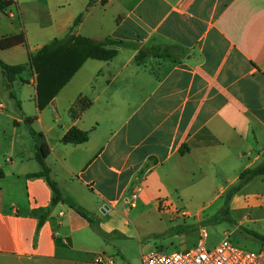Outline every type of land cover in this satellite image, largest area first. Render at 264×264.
<instances>
[{
    "label": "crops",
    "instance_id": "1",
    "mask_svg": "<svg viewBox=\"0 0 264 264\" xmlns=\"http://www.w3.org/2000/svg\"><path fill=\"white\" fill-rule=\"evenodd\" d=\"M5 1L0 39L23 31L27 41L0 48L9 66L71 29L188 54L139 65L123 47L109 61L89 58L42 110L37 74L28 68L9 81L0 66V264H97L101 253L132 264L126 241L159 248L161 234L190 216L163 213L158 199L180 206L170 196L182 185H221V198L264 162V0H94L88 11L90 0ZM82 100L91 103L85 110ZM73 127L89 140L63 143ZM32 130L50 148L49 177L36 176L43 167ZM248 185L264 191V175ZM239 207L263 208L264 193ZM241 226L230 234L252 237Z\"/></svg>",
    "mask_w": 264,
    "mask_h": 264
},
{
    "label": "trees",
    "instance_id": "2",
    "mask_svg": "<svg viewBox=\"0 0 264 264\" xmlns=\"http://www.w3.org/2000/svg\"><path fill=\"white\" fill-rule=\"evenodd\" d=\"M93 1H89L86 11L93 5ZM9 4L10 1L4 0L0 4V10ZM83 16L84 13L78 16L73 28L81 22ZM26 42V35L22 31L19 34L1 38L0 48L3 50L9 49L20 44H26ZM123 47L136 51L135 60L139 65L144 64L149 57L181 62L188 54V50L178 44L151 43L142 45L139 42L125 41L112 37H106L103 40H93L85 36L75 35L71 29L65 37L56 38L36 53L30 54L27 64L9 66L0 60V66L9 81L14 80L17 75L23 73L28 68L37 74V104L38 108L42 110L71 80L87 59L109 61L115 58L119 53V49ZM90 104L89 101L85 103V100H82L81 110H85ZM72 113L76 115V111L73 110ZM32 134L39 142L37 146V159L43 167V170L37 173L36 176L49 177V169L45 164V159L50 152V148L47 143L42 141V134L36 133L34 130H32ZM89 136V131H82L73 127L64 135L62 142L65 144H81L87 142ZM263 175L264 162L254 168H248L241 172L238 182L226 191L225 208L233 196L242 191L253 179ZM50 185L53 187L55 192L54 199L57 201L58 190L55 187V183L50 181ZM225 210L227 212V208ZM244 231L261 241L264 245V235L247 228H244Z\"/></svg>",
    "mask_w": 264,
    "mask_h": 264
},
{
    "label": "rangeland",
    "instance_id": "3",
    "mask_svg": "<svg viewBox=\"0 0 264 264\" xmlns=\"http://www.w3.org/2000/svg\"><path fill=\"white\" fill-rule=\"evenodd\" d=\"M220 187L221 185H202V187L182 185L179 189L172 190L170 198L177 202L183 211H188L190 216L178 220L173 229L161 234V247L151 251L173 253L193 248L200 241L202 228H205L207 232L205 246L209 250L216 247L225 235H230V239L235 244L247 250H264V245L260 247L259 243L253 239L254 237L230 234L237 230L239 223L243 225L238 228L241 233L245 232L244 228L264 231V207L259 210L239 207V204L248 200L251 201L252 194L264 193L263 185H248L247 188L237 193L226 207L227 212L225 210V194L232 185L221 194V198H216L220 192ZM235 197L240 198L241 201H235ZM202 207L207 208L203 215H199L198 211ZM165 230V224L161 222V232ZM140 240H144L141 245ZM146 240L142 237H135L133 240L126 241L129 245L126 250L132 264L139 259L141 260L143 254L151 252L145 250L146 245L149 244ZM181 240L186 242L187 247L183 248L178 245ZM119 243L124 242L119 241Z\"/></svg>",
    "mask_w": 264,
    "mask_h": 264
},
{
    "label": "built area",
    "instance_id": "4",
    "mask_svg": "<svg viewBox=\"0 0 264 264\" xmlns=\"http://www.w3.org/2000/svg\"><path fill=\"white\" fill-rule=\"evenodd\" d=\"M131 206H135L137 194H131ZM159 210L163 213H177L182 217L187 216L178 205H175L168 198L158 199ZM207 232L205 228L200 230V241L193 248L180 252L163 253L153 251L142 255L140 264H264V250H247L235 244L230 235H225L224 239L213 249L205 246ZM97 264H114V259L101 253L96 255Z\"/></svg>",
    "mask_w": 264,
    "mask_h": 264
}]
</instances>
